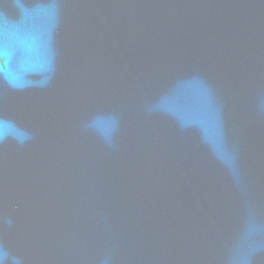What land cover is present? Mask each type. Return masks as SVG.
I'll return each instance as SVG.
<instances>
[{
	"label": "water",
	"instance_id": "water-1",
	"mask_svg": "<svg viewBox=\"0 0 264 264\" xmlns=\"http://www.w3.org/2000/svg\"><path fill=\"white\" fill-rule=\"evenodd\" d=\"M0 264H264V0H0Z\"/></svg>",
	"mask_w": 264,
	"mask_h": 264
}]
</instances>
